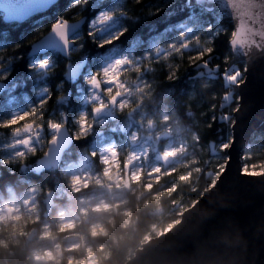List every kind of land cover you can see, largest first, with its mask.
Returning a JSON list of instances; mask_svg holds the SVG:
<instances>
[{"label": "trees", "instance_id": "obj_1", "mask_svg": "<svg viewBox=\"0 0 264 264\" xmlns=\"http://www.w3.org/2000/svg\"><path fill=\"white\" fill-rule=\"evenodd\" d=\"M101 11L115 15L100 32L92 29L98 32L93 38L90 24ZM81 19L69 57L56 51L33 55V45L58 20ZM234 30L229 14L191 0H60L23 23L0 21V124L37 110L13 129L0 127V207L35 196L30 212L0 219V264H127L144 243L178 223L228 160L222 145L231 143L239 102L221 105L225 96L239 94L224 86L215 68L233 63ZM120 31L114 44L100 46ZM208 48L214 51L208 54ZM111 53L126 58L121 80L128 96L101 121L86 101L87 77L102 79ZM199 53L203 58L193 60ZM43 59H49L48 69H31ZM70 65L82 74L68 77ZM235 67L246 68L244 62ZM42 89L47 94L41 108ZM84 114L90 127L76 139ZM225 114L228 123L219 120ZM53 121L67 127L74 142L58 169H42ZM31 122L43 131L42 147L13 153L14 129ZM108 145L114 162L104 160ZM261 162L264 124L242 157L243 166ZM46 251L54 257H38Z\"/></svg>", "mask_w": 264, "mask_h": 264}, {"label": "water", "instance_id": "obj_2", "mask_svg": "<svg viewBox=\"0 0 264 264\" xmlns=\"http://www.w3.org/2000/svg\"><path fill=\"white\" fill-rule=\"evenodd\" d=\"M54 0L47 7L36 6L23 23L35 15L54 7ZM34 3V0H26ZM209 12L217 9L229 14L236 31L243 24L254 33L255 43L245 60L234 54L235 64L245 63L246 83L234 89L239 94V111L235 112L228 160L215 184L189 209L178 223L168 231L144 243L127 264H264V177L243 174L242 157L253 134L264 124V0H191ZM85 20L68 21L70 40L65 48H43L35 51L46 40L59 42L51 31L32 47L33 55H46L53 51L69 57L75 47L73 38ZM230 46V44H229ZM83 72L80 66L68 67L67 76L77 77ZM1 103V101H0ZM56 139L48 144L40 159L42 169H58L65 152L74 142L67 127L55 129Z\"/></svg>", "mask_w": 264, "mask_h": 264}, {"label": "snow or ice", "instance_id": "obj_3", "mask_svg": "<svg viewBox=\"0 0 264 264\" xmlns=\"http://www.w3.org/2000/svg\"><path fill=\"white\" fill-rule=\"evenodd\" d=\"M53 2L54 0H34V3H27L26 0H0V21H3L5 23H19L20 21L24 20L29 15V13L34 10L36 6L40 8L47 7ZM80 2L81 0H75L76 4H79ZM113 15L115 14L107 11H101L100 13H98V15L91 21L90 36L95 38L96 34L100 32L103 29V26L106 25L112 19ZM92 29H99V31H93ZM126 30L127 29H124V31ZM69 31L70 25L68 21L58 20L57 23L53 26V32L58 37L60 43H57L55 40H46L40 45H38L35 51H38L43 48L60 47L61 42L65 48H68L69 45L73 44V41L70 40ZM124 31L117 32L110 38L103 39L99 43L100 46L103 47L104 45L114 44L124 34ZM189 31H191V29H189ZM253 36L254 33L252 32V30L250 28L245 27L243 24L240 26L239 31L234 30L231 34L230 39V47L233 49L234 54H237V49H239V55H242L245 60H250L252 56L249 55V52L251 51L252 45L255 43ZM213 51L214 48L207 49L208 54H211ZM257 51L264 54V48H260L259 46H257ZM204 54L205 53H199L196 57H193L192 59H202ZM225 63H227V61ZM30 67L32 70L40 72L50 67V61L49 59H43L42 63H34L30 65ZM215 70L219 74V78L224 81V86L226 88L231 87L233 89H237L241 85L246 83L247 68H244V70L242 71L241 69L235 67V62L228 65V67H226L224 70H221L220 66L217 65ZM4 78L7 79V77ZM98 82L99 81L97 75H93L88 81V83L91 85H96L98 84ZM40 94L42 95V98L40 99L42 101L40 104L42 108L43 103L46 102L45 94H47V89H42ZM234 98L235 102L238 103L240 98L236 97L234 95V92L231 96H225L223 98L224 102L221 105V108H224L226 105L229 104V102L234 101ZM64 99L65 98H62V100ZM103 106V104L98 105L96 110L99 111ZM239 110V108L233 109L234 112H238ZM36 114L37 110L35 108H33L30 112H24L22 114L17 113L6 121H4L3 124H0V127L13 129V126L17 125L20 121H23L25 117L33 116ZM219 120L228 123L231 120V117L230 115L225 114L219 117ZM215 121L216 120L214 119L213 122ZM79 123L80 130L76 134V139H80L82 136L87 135L91 122L89 121L87 114H84L79 117ZM50 126L52 129H62L64 127L63 124L56 121L51 122ZM23 127H34V122L23 125ZM230 127H234V123L230 124ZM21 130L22 129L19 127H16L14 129L15 132H19ZM52 139L55 140L56 137H53ZM231 139L233 142L234 137L232 136ZM229 147V144H223L222 150H226ZM242 172L243 174L248 176L264 177V162H261L259 164H253L251 166H244L242 168ZM213 184H215V181L213 182Z\"/></svg>", "mask_w": 264, "mask_h": 264}, {"label": "rangeland", "instance_id": "obj_4", "mask_svg": "<svg viewBox=\"0 0 264 264\" xmlns=\"http://www.w3.org/2000/svg\"><path fill=\"white\" fill-rule=\"evenodd\" d=\"M109 23V22H108ZM104 25L106 27L108 25ZM126 58L125 56H118L117 53L109 54L108 63L105 67V71L102 79L98 78V84H89V94L87 95L86 101L94 105V114L101 121L105 117L113 113V108L125 101L128 96V90L121 80V73L125 66ZM93 75L88 76V80ZM97 104V105H96ZM103 104L104 106L97 111V106ZM55 129H52V131ZM55 136V135H54ZM43 143V131L36 127H23L21 131L16 132L15 136L11 141V150L15 154H22L36 147H42ZM167 150H171L170 147ZM104 160L107 162H114L116 158V152L113 145H108L103 150ZM82 165V164H81ZM79 169H74L77 174L82 173V168L78 166ZM244 167V166H243ZM135 176V174L133 173ZM82 179L83 176H78ZM79 179V178H78ZM34 194L28 196V198L23 199V202H17L13 200L12 202L5 204L0 207V219L5 221H12L20 218L23 214L30 212L33 202ZM68 248V247H67ZM39 258L51 259L54 257L53 251H46L44 254H37Z\"/></svg>", "mask_w": 264, "mask_h": 264}]
</instances>
